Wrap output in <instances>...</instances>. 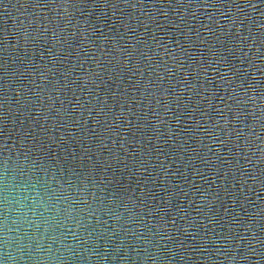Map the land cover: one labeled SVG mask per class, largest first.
<instances>
[{"label": "water", "instance_id": "95a60500", "mask_svg": "<svg viewBox=\"0 0 264 264\" xmlns=\"http://www.w3.org/2000/svg\"><path fill=\"white\" fill-rule=\"evenodd\" d=\"M5 166L56 264H264V0H0Z\"/></svg>", "mask_w": 264, "mask_h": 264}, {"label": "clouds", "instance_id": "9594fccd", "mask_svg": "<svg viewBox=\"0 0 264 264\" xmlns=\"http://www.w3.org/2000/svg\"><path fill=\"white\" fill-rule=\"evenodd\" d=\"M63 222L59 201L47 185L0 168V264H56L57 229Z\"/></svg>", "mask_w": 264, "mask_h": 264}]
</instances>
